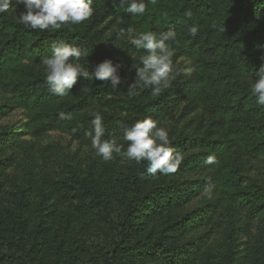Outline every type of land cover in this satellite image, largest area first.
<instances>
[{"label": "trees", "instance_id": "16d2710c", "mask_svg": "<svg viewBox=\"0 0 264 264\" xmlns=\"http://www.w3.org/2000/svg\"><path fill=\"white\" fill-rule=\"evenodd\" d=\"M143 15H132L123 8L114 7L111 0H93V8H106L109 15L119 20L126 29L137 32L153 31L159 34L172 29L176 40L167 42L171 48L194 53L208 46L211 60L197 73V84L192 95L208 112L220 115L224 133L217 140H202L215 156L214 174L227 200V208L215 216L218 226L228 230L222 251L195 253L180 244L177 237L184 224L176 227L173 216L181 208L189 193L169 186H154L146 190L143 176L147 162L142 161L135 171L121 176L117 187L107 190L101 179L82 174L67 165L71 177L53 179L52 190L67 209L88 213L102 208L112 214L109 241L91 247L78 237L51 232L49 227L28 231V248L24 243L7 240L6 250L0 253V264H40L38 253L54 247L52 264H138L141 260H156L157 264H236L233 255L235 215L241 212L247 231L264 244V186L254 178L242 175L234 166L231 150L241 156L264 153V105H259L250 94L254 80L247 78L264 65V0H146ZM191 13V16L188 15ZM197 26L195 37L189 33ZM97 18L77 25L62 26L56 31L25 29L17 17L0 13V90L11 95L18 106L26 110V131L32 137H41L51 131H62L91 146L86 135L93 127V115L86 110L93 104L101 107L104 138H115L124 145L119 112L133 115L123 124L170 113L173 105L168 88H162L149 98L151 87L138 89L129 96L127 84L135 78L122 68L124 81L113 89L107 81L78 78L73 89L64 97L48 90L43 59L51 54V45L59 40L85 48L88 57L80 63L94 70L97 63L111 58L106 44L97 30ZM143 51V50H140ZM106 108L107 110H103ZM70 114L71 119L60 118L59 113ZM21 145L9 129L0 134V154L4 142ZM183 141V140H182ZM177 144V148L181 143ZM202 157L184 160L190 167H201ZM3 160H0V175ZM206 167V166H203ZM200 185V183L198 184ZM116 215V216H115ZM167 218L164 232L158 238L146 237V218ZM112 217V216H111ZM24 232V231H23ZM1 248V246H0ZM257 263L260 258L254 259Z\"/></svg>", "mask_w": 264, "mask_h": 264}, {"label": "rangeland", "instance_id": "374dc122", "mask_svg": "<svg viewBox=\"0 0 264 264\" xmlns=\"http://www.w3.org/2000/svg\"><path fill=\"white\" fill-rule=\"evenodd\" d=\"M22 7V6H21ZM15 5L8 13L17 17ZM97 18V30L106 44L110 57L116 63H121L126 73L136 75L135 68L141 67L139 56L143 51L129 45L125 36H117L119 29L124 28L120 21L109 15L106 8L94 9L93 16ZM208 46L194 53L173 49L172 57L175 78L168 90V98L173 105L167 115L154 118L159 126L166 127L175 150L182 156V162L174 173L143 176L146 190L154 186H173L184 189L189 193L185 204L175 212L173 220L176 227L182 226L177 240L180 244L190 247L199 255L222 251L228 232L225 227L218 226L215 216L226 210L227 200L221 193V187L214 174V164L205 161L210 155L209 149L202 140H217L224 133L221 117L206 111L192 95L197 84V73L206 67L211 60ZM191 68V74L176 69ZM130 70V71H129ZM249 80H254L248 74ZM253 83V82H252ZM153 90L149 98L155 97ZM101 107L93 104L87 112L100 111ZM103 110H107L103 108ZM119 122L133 115L119 112ZM26 110L17 105L15 99L0 90V134L11 130L19 142L16 145L6 141L2 144L0 160H3L0 175V253L6 250L7 240L23 244L29 232L39 228L49 227L51 232L78 237L82 244L94 246L110 240L114 231L111 229V219L114 216L102 208L88 213H79L63 206L52 190L51 181L59 178H69L71 173L67 165L74 166L84 175L95 176L102 180L107 190L117 187L118 179L136 170L140 163L128 161L119 155L105 162L95 154L91 146L86 145L62 131H51L41 137L28 135ZM183 140V141H182ZM181 146L177 148V144ZM234 166L242 175L255 179L264 186V153L254 152L241 156L232 149ZM202 157L203 165L198 168L190 167V162L184 160ZM206 166V167H203ZM200 183V185H198ZM112 216V217H111ZM116 216V215H115ZM146 218V237L158 238L166 233L164 228L168 221L165 216ZM245 217L241 212L235 215V241L233 255L236 264H264V244L254 237L253 232L247 231ZM24 231V232H23ZM24 245L28 248V240ZM51 247L38 253L40 264H52L54 258ZM52 253V254H50ZM257 257L260 261H254ZM138 264H157L156 260H141ZM199 264V263H198Z\"/></svg>", "mask_w": 264, "mask_h": 264}, {"label": "clouds", "instance_id": "9594fccd", "mask_svg": "<svg viewBox=\"0 0 264 264\" xmlns=\"http://www.w3.org/2000/svg\"><path fill=\"white\" fill-rule=\"evenodd\" d=\"M114 7L123 8L132 15H143L146 11V0H111ZM15 5L17 22L25 29L56 31L67 25H77L89 20L94 14L93 0H0V13H6ZM22 6V7H21ZM191 16V13H188ZM198 27L193 25L189 33L195 37ZM117 36H125L129 45L137 50H143L139 56L141 67L135 68L136 75L127 84V94L138 95V89L151 87L154 95L162 88H168L173 75V49L170 41L176 40V32L172 29L157 34L153 31L137 32L132 27L119 29ZM264 50V45L259 46ZM88 57L85 48L59 40L51 45V54L43 59L44 71L48 90L59 97L66 96L77 83L78 78L95 81H107L117 89L124 83L120 69L121 63L112 58H105L97 63L94 70L85 67L79 61ZM261 59H264L262 54ZM130 71V70H129ZM191 68L176 69L191 74ZM250 94L255 97L257 104L264 105V65L255 73V79L250 85ZM92 129L86 133L91 138V147L95 154L108 162L119 155L128 161L147 162L148 174L156 175L174 173L182 162V156L173 147L166 127L159 126L157 121L146 117L135 121L130 126L121 123L124 145L118 144L115 138H104L106 129L100 111L93 114ZM60 118L71 119L70 114L59 113ZM207 164L215 163V156L209 155Z\"/></svg>", "mask_w": 264, "mask_h": 264}]
</instances>
